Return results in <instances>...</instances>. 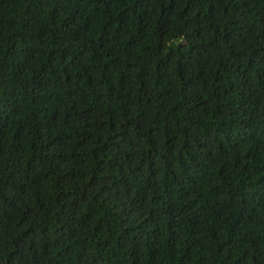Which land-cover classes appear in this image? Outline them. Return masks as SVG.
Masks as SVG:
<instances>
[{
	"label": "trees",
	"instance_id": "trees-1",
	"mask_svg": "<svg viewBox=\"0 0 264 264\" xmlns=\"http://www.w3.org/2000/svg\"><path fill=\"white\" fill-rule=\"evenodd\" d=\"M0 264H264V0H0Z\"/></svg>",
	"mask_w": 264,
	"mask_h": 264
}]
</instances>
